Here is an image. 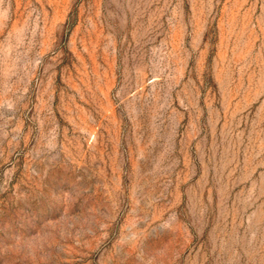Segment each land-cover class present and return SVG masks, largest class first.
<instances>
[{
  "label": "rangeland",
  "instance_id": "obj_1",
  "mask_svg": "<svg viewBox=\"0 0 264 264\" xmlns=\"http://www.w3.org/2000/svg\"><path fill=\"white\" fill-rule=\"evenodd\" d=\"M0 264H264V0H0Z\"/></svg>",
  "mask_w": 264,
  "mask_h": 264
}]
</instances>
